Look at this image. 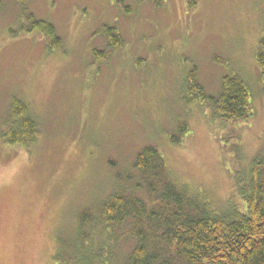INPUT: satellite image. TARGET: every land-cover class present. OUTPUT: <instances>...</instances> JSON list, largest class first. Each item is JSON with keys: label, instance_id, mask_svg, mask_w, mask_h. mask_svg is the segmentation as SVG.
Returning a JSON list of instances; mask_svg holds the SVG:
<instances>
[{"label": "rangeland", "instance_id": "1", "mask_svg": "<svg viewBox=\"0 0 264 264\" xmlns=\"http://www.w3.org/2000/svg\"><path fill=\"white\" fill-rule=\"evenodd\" d=\"M30 14L54 24L60 48L28 29ZM104 24L118 28L122 46L107 48ZM261 37L264 0H196L195 7L187 0H2L0 264H56L57 247L72 249L80 212H97L113 191L133 190L142 179L134 160L149 144L180 185L222 210L242 205L235 169L264 148ZM193 69L208 94L218 92L227 70L239 73L253 116L224 122L190 100ZM15 96L39 122L30 147L1 138ZM121 233L120 259L133 244L127 226Z\"/></svg>", "mask_w": 264, "mask_h": 264}, {"label": "trees", "instance_id": "2", "mask_svg": "<svg viewBox=\"0 0 264 264\" xmlns=\"http://www.w3.org/2000/svg\"><path fill=\"white\" fill-rule=\"evenodd\" d=\"M23 1V0H20ZM159 5L162 0H152ZM189 7L196 0H187ZM2 0H0V5ZM29 30H39L50 39V47L60 48L62 39L49 21L29 15ZM100 33L107 48L123 45L115 25L104 24ZM106 52L94 50V56ZM264 87V37L256 52ZM226 67L229 66L226 64ZM247 82L227 70L216 94H208L195 76L187 74L186 93L190 100L207 105L214 117L224 122L248 120L254 114ZM23 98H12L1 138L8 145L30 147L38 139L39 122ZM178 130L186 131L181 122ZM174 144L181 141L171 136ZM134 168L142 179L133 190L113 191L97 212L78 214L72 249L57 247L56 264H264V148L246 166L235 169L236 192L242 199L225 210L217 208L202 192L180 185L163 153L154 145L137 152ZM127 226L132 246L119 257L121 230Z\"/></svg>", "mask_w": 264, "mask_h": 264}]
</instances>
